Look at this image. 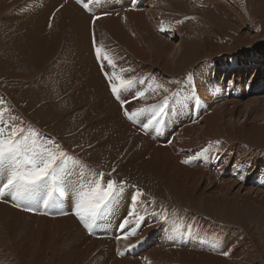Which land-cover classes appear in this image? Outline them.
<instances>
[{
    "label": "rangeland",
    "instance_id": "374dc122",
    "mask_svg": "<svg viewBox=\"0 0 264 264\" xmlns=\"http://www.w3.org/2000/svg\"><path fill=\"white\" fill-rule=\"evenodd\" d=\"M62 1L80 6L85 12H81L83 17L90 20L91 32L87 34L86 42L79 44L73 41L72 31L67 38L68 28L63 27L65 30L61 31L63 38L61 42L60 40L56 41L55 50H52L55 54L53 56L52 53L49 57L52 60L43 65V72L38 70L34 74L32 73L34 68L26 72L0 45V112L4 113L5 120L22 127L31 126L41 132L43 138L45 134H51L52 139L58 142L62 148H67L69 150L67 152L80 163L71 167V174L65 182L64 195L55 193L50 207L46 209V215L37 213L40 211L38 204L41 201L39 198L43 197L45 193H40L37 201L30 202V206L36 209L35 212L23 211L22 207L16 209L14 206H10V203L15 204L16 202L8 195L0 199V205L16 209L18 212L14 213L20 219V229H12L6 221L5 210H0L2 215L0 218L2 219L0 223V264H22V260L27 261L28 257L32 260V255H34L33 264H36L41 254L45 260L44 264H65L64 262L66 264H134V262L135 264H196L198 261L197 264H203L201 260H205L204 257L189 259L185 256H178L174 260H170L166 256L169 253L167 251L173 249L172 246L169 248L163 246V244L167 245L164 242L165 230L162 225L165 222L160 223L152 215L153 212L148 210L147 214L144 211V208L147 207L154 210L152 206L155 205V202L151 203L150 200L153 195L146 194L148 193L146 189H154L159 185L160 187H170L172 191L169 189H165V191L175 197L178 203L175 204L176 206L185 205L180 208L172 205L168 208V211L180 210V213L177 214L179 218L172 217V214L169 213L170 220L175 219V224H171V226L178 233L176 235L177 243L178 240L182 241L181 238L185 236L190 224L191 228L194 226L192 230L195 231V226L199 221V225L202 222H208L211 215L205 208L206 205H209L210 208H215L214 211L217 215L221 211L224 215L229 214L233 218L229 221L230 223L218 216L216 218L218 226L215 225V227H218V232L222 233L213 246H217L219 243H227L230 246L228 250L224 246L223 252L227 251L228 255L222 254L221 259H224L222 261L232 259L233 263L238 261L241 264H264V138L259 139L263 142L260 147L253 146L254 142L250 143L254 136L262 134L261 130L264 134V0H194L199 3L195 6H192L195 4L194 2L183 0L184 8L177 16L156 11L152 3H158V10L159 0H84L89 3L90 9L88 10L81 3H77V0ZM160 1L169 3V0ZM61 8L62 3L58 0H0V27L7 26L10 20L17 16V19H21L22 22L14 24L11 30L20 32L25 26V20H28L30 16L32 18L30 20L35 23L36 27L41 22L40 17L43 16L44 25H41L44 31L39 33L40 26L35 30L38 31L36 32L38 37L44 40L51 36L49 33V37L44 38L47 33L44 29L46 25L50 32L52 25L54 28L57 23L59 25L63 23V19L56 20V13H59ZM155 11L156 16H154ZM20 12L28 15L25 17L16 15ZM132 12L142 14V23H134V26L128 25L133 23L132 18L125 20L124 17L126 13L131 14ZM81 13L78 16H82ZM104 18L119 19L118 24L122 32L120 38L116 37L114 32L108 33L107 39H105L107 44L94 28L95 22ZM93 21L95 22L93 23ZM192 21L193 24L190 25L189 32L182 33L180 37H172L173 33L178 32L177 29L180 26L186 30L188 23ZM141 25L146 26L139 27ZM147 33L151 36L153 33L155 38L168 42L170 49L165 50L164 48V51L161 50L163 51L161 55L154 53V45L152 42L150 43V37L147 38ZM95 34L100 37L101 41L99 43L97 41V43L105 49L102 51V55L106 54L112 59L116 64L115 68L109 66L107 61L98 60L96 49L100 46L95 45V36L97 38ZM76 44H79L80 47H76ZM188 44H191L189 52L184 55L185 57H182L181 62L179 55ZM50 53L48 50V55ZM88 53L99 68L98 80L95 73L90 72L87 75L80 73L85 70L89 71L83 60L85 56H89ZM78 55L79 58L75 61ZM256 57H261L262 60L259 61ZM44 58L45 53L42 50L41 61H44ZM101 63L104 64L103 70ZM105 72H116L124 79L136 81L127 92L122 91L121 99L129 101V105H124L127 109L129 107L132 110L147 109L153 105L161 104L165 96L169 97V106L166 109L168 114L159 125L158 130L143 128L144 123L146 124L151 116L150 112L146 113L148 115H142L138 124L132 123L131 126L126 117L125 123L120 122L123 110L120 102L111 93L104 75ZM90 81L93 87L101 86L107 90V98L104 99L103 106L99 105V109H90L91 118L89 117L88 124L83 130L81 126L78 128L79 124L76 120L74 121L77 123L76 131L58 129L57 124L62 122L64 125H70V120L78 112L83 110L87 112L88 110L85 109L89 103L95 104L97 101L95 92H89L92 87L88 89ZM95 81L96 84H94ZM157 85L162 87L157 88ZM45 86L52 93L56 92L57 95L53 94L52 96L48 89L49 93H46L48 98L43 97L46 92ZM65 87L67 88L64 89ZM149 88L152 90H148ZM165 88L168 89L167 92L163 90ZM70 91L74 94L71 95V100L68 99L69 102L67 100L64 103L65 107H67V103L75 105L73 110H68L63 117L56 121L53 117H44V114H40V108L45 106V113L50 116L54 105L63 101L62 94ZM139 91H145V95L149 94L145 96L148 99L138 98L136 93ZM177 92L180 94L179 97H174L172 94ZM67 96L70 95H65V97ZM78 99H80L79 102H77ZM46 100H50V102H45ZM110 101L117 103V115L112 107L107 110V104ZM5 104H10L12 107L9 113L1 111L3 108L7 110L4 107ZM213 117L219 119V126L222 125L220 128L215 129V125L206 123ZM108 120L109 122H107ZM84 130L87 134V130H90L89 138L83 136ZM240 130L242 132L238 133ZM107 131L117 138L115 139L113 136L115 140H112L116 148L115 155H108V157L107 143L104 142L107 141L105 139ZM123 141L127 143H123ZM187 142H195V148L194 146L188 147ZM86 149L89 153L86 151L85 154L81 151ZM128 152L130 153L129 158L132 160L130 162H128L129 160L123 161ZM95 153L100 166L91 162L90 154L95 157ZM116 159H120V162H113ZM184 160H189L190 163L185 164ZM124 162L126 166L131 167L128 172L124 171L126 174L118 166ZM111 163H114L113 167L107 168ZM194 170L195 172L202 170L203 173L198 175L194 173ZM97 176L105 183L111 180H115L117 183L126 181L125 192L127 194H123L112 214L101 222L100 228L96 229L101 232L91 235L72 213L75 206L76 188L85 179ZM146 181H152V183L145 185ZM130 186H135V188ZM137 188L145 193V196L141 198L144 200V204L138 206L140 214H145L144 225L137 230L139 237L137 235L136 238L135 236L130 237L136 242L132 241L135 245L130 242L128 246H125L119 241L122 233L118 225L121 223L122 217L124 218L130 210L131 195L128 193ZM242 188L245 189L241 191ZM156 191L155 189L153 192L157 194ZM200 194L203 196L194 201V204H190L191 199L188 196ZM246 194L251 200L253 199L250 201L254 202L253 206L249 202L237 199L239 195L246 196ZM184 195L185 198H183ZM211 197L218 198L219 204L214 203ZM207 200L211 201L207 202ZM163 201L164 199L157 206L166 207L167 201ZM223 201L227 203L224 206L221 205ZM148 203L150 204L148 205ZM61 211L68 214L62 215ZM3 213L5 214L3 215ZM24 213L28 218L31 216L35 220L23 219ZM46 217L49 219L45 220ZM68 217L77 221L86 237L77 229L75 230L71 223H65V218ZM178 219L188 220L186 227H182V224L179 225ZM171 231L173 234V230ZM93 236L98 241L95 240L97 242L93 244L92 248L90 245ZM87 238L90 239L89 242ZM202 240L199 237L195 238L189 245V251L196 252L201 248V243L205 245L206 242ZM97 244L100 246L96 248ZM231 245H234L233 249ZM86 246L90 248L91 252ZM28 249L30 251L28 253L32 254L24 255L22 258L19 255L20 252L28 251ZM120 252L125 253L121 256Z\"/></svg>",
    "mask_w": 264,
    "mask_h": 264
},
{
    "label": "bare ground",
    "instance_id": "6f19581e",
    "mask_svg": "<svg viewBox=\"0 0 264 264\" xmlns=\"http://www.w3.org/2000/svg\"><path fill=\"white\" fill-rule=\"evenodd\" d=\"M58 1H60L61 3H62V10L59 12V13H56V20L58 21V20H60V19H63V23L61 24V25H59V23H57V25H54V28H53V25H52V27H51V29H50V32H49V30H48V28H47V25L45 26L46 28H44L46 31H47V33H46V35H45V37L44 38H47V37H49V33H51V35H53V34H55L57 31H65L64 29H63V27H66V28H68V30L67 31H69V34H70V32L72 31V33H71V35H72V37H73V41H76V43L78 42L79 44L80 43H83L85 40H87V34H89L91 31H90V29H91V26H90V20L88 19V18H86V17H83V15H82V13H85L84 11H83V9L80 7V6H78V5H75V4H73V3H65V2H63L62 0H58ZM85 1H87V0H85ZM186 1H188V2H194L195 4H192V6H195V5H199V3H197V2H195L194 0L192 1V0H186ZM153 4V6H154V8H156V11H161V13H163V14H165V12H166V14H168V15H178L179 14V12L180 11H182L183 10V8H184V1L183 0H174V3H173V0H169V3L168 2H161L160 0H159V5H158V10H157V4L158 3H155V2H153L152 3ZM152 4H150V5H152ZM182 4V5H181ZM97 5V4H96ZM95 5V6H96ZM148 5V4H147ZM93 6V5H92ZM189 7H191L190 5H189ZM75 9V10H74ZM90 9V8H89ZM104 9V8H103ZM191 9H194V8H191ZM74 10V11H73ZM73 11V12H72ZM94 11V10H93ZM156 11H155V13H154V16H156ZM82 12V13H81ZM81 13V15L82 16H78V14H80ZM100 13V12H99ZM103 13H106V12H103ZM137 13V12H136ZM135 12H132L131 14H129L128 15V18L129 19H131L132 18V21H133V23L131 22L130 24H128L129 26L130 25H133L134 23H142L141 22V17H142V14H136ZM18 16H20V17H24L23 15H18ZM152 16V15H151ZM31 20H32V18H31ZM30 20V18L28 19V20H25V26L22 28V30L20 31V33H13V31L11 30V28L9 27V26H5V27H0V45L1 46H3L4 47V50L6 51V52H8V54L13 58V60L14 61H16V62H18V64L23 68V69H25L26 70V72L28 71V70H32L33 68V74L36 72V71H38V70H40V72H43V69H44V67H43V65H45V63L47 62V58H48V55H47V51L48 50H52L53 49V45H52V43H50V42H48V40H49V38H47V39H44V40H41L39 37H38V35H37V33L36 32H38V31H36L35 29L36 28H38L39 26V33L41 32H43L44 30H43V26L42 25H44V22L42 21L43 20V16H41L40 17V21L41 22H39V24H37V27L35 26V23H33L32 21ZM118 21H119V19H107V18H104V19H100V20H97L96 22H95V25H94V28H96L97 29V31L100 33V35H101V38L103 39V40H105V39H107V34L108 33H113L114 32V34H116V37H118V38H120V36L122 35L121 33V28H120V25L118 24ZM14 22H15V24H18L19 22H22V20L21 19H17V16H16V18H14ZM35 22V21H34ZM42 24V25H41ZM191 24H193V21L191 22V23H188V25H187V31L184 29V27H179V29H177L178 30V32H175V33H173V35H172V37H180L181 35H182V33H184V32H189V27H190V25ZM135 25V24H134ZM133 25V26H134ZM146 25H141V26H139V27H145ZM59 27H60V30H59ZM149 29V28H148ZM43 30V31H42ZM148 31V30H147ZM15 32H17V31H15ZM9 33H11L12 35L11 36H9ZM150 33V32H149ZM149 33H147L148 35H147V38L149 39V37H150V43L152 42V44L154 45L153 47H154V49H155V51H154V53L156 52V53H158V54H162L163 53V51H164V48H165V50H167V49H170V46H169V43L168 42H164L163 40L161 41V39H157V38H155V36H154V34L153 33H151L152 34V36L149 34ZM69 34L67 35V37L69 38ZM132 34V33H131ZM95 35H97V34H95ZM17 37V38H16ZM89 37H90V35H89ZM134 40V39H133ZM95 41H96V44L95 45H99L98 43L99 42H101L100 41V37L97 35V38H96V36H95ZM97 41H98V43H97ZM106 41V40H105ZM117 41V40H116ZM86 42V41H85ZM107 42V41H106ZM105 42V44H107ZM70 43V42H69ZM89 43H90V39H89ZM187 43V42H186ZM64 44H66L67 45V43H64ZM79 44H76L77 46L76 47H80V45ZM84 45H85V43H84ZM83 45V46H84ZM101 45V44H100ZM99 45V46H100ZM190 45L191 44H188L187 45V47L185 48V50L183 49V52H181V54L179 55L180 56V61L182 62V57L187 53V52H189V48H190ZM90 46V45H89ZM102 46V45H101ZM100 46V47H101ZM139 46V45H138ZM2 47V48H3ZM86 47V46H85ZM99 47V48H100ZM116 47V46H115ZM121 47V46H120ZM133 47V46H132ZM128 48H129V46H128ZM130 48H131V46H130ZM134 48V47H133ZM101 49H102V51H105V49H104V47H101ZM42 50H44V53H45V60L44 61H41L42 59H41V55H42ZM161 50H163V51H161ZM192 50V49H191ZM81 51V50H80ZM80 51H79V53H80ZM84 54V53H83ZM89 54V53H88ZM103 54V53H102ZM140 54V53H139ZM141 55V54H140ZM158 57V56H157ZM185 57V56H184ZM78 58H79V55L77 56V58H75V61H77L78 60ZM91 58H92V56L89 54V56H85L84 57V63L87 65V68L89 69V71L87 72L86 70L85 71H81L80 73H81V75H87V74H89L90 72H92V73H95L96 74V79L98 80L99 79V76H98V74H99V68H97V66L95 65V63L93 62V60H91ZM159 58V57H158ZM99 62H101V61H99ZM178 62V61H177ZM180 62V63H181ZM181 66H182V64H181ZM184 68V67H183ZM258 69V68H257ZM259 70V69H258ZM29 72V71H28ZM258 72V71H257ZM257 75V74H256ZM34 76V75H33ZM165 82V81H164ZM91 81L89 82V86H88V89L90 88V87H92V89H90L89 90V92L90 91H93V92H95V95H96V99H97V101L95 102V104L94 105H92L91 103H89V105L87 106V108L85 109L84 107V109L85 110H88L87 112H85L84 110L83 111H80V112H78L77 114H76V116H75V118H73V119H71L70 120V125H64V124H62V122L61 123H59V124H57V128L58 129H61V130H68V131H76L77 130V128H76V125H77V123L79 124L78 125V128L81 126V129L83 130L84 129V127H86L87 126V124H88V119H89V117L91 118V115H90V109H99V105L100 106H103V101H104V99L105 98H107V90H105L103 87H96V86H92L91 85ZM94 84H96V81H95V83ZM163 84V83H162ZM174 84H176V83H174ZM151 85V84H150ZM67 87H65L64 89H66ZM47 93V92H46ZM53 94L54 95H57V93L56 92H53ZM72 94H74V92H67V93H65V94H62L63 95V98H65V95H72ZM146 95H149V94H146ZM145 95V96H146ZM147 99H148V97H146ZM145 98V99H146ZM160 99V98H159ZM69 101V100H68ZM157 101H159V100H157ZM154 102H156V101H154ZM63 103V101L61 102V103H57V105H54V109H53V112L50 114V116H47L46 115V113H45V106H42L41 108H40V114H44L43 116L44 117H53L54 119H55V121L56 120H58V119H60V117H63L64 115H65V113H67V111L68 110H70V109H72L73 110V108H74V106L75 105H73L72 103H67V107H65V103L64 104H62ZM146 103H147V101H146ZM60 104H62V105H60ZM151 104V103H150ZM77 105H78V103H77ZM127 105H129V101H128V103H127ZM94 106V107H93ZM110 107H112L114 110H115V114L117 115L118 114V109H117V103H115V102H109L108 104H107V110H109V108ZM130 111L132 110V108H128ZM112 111V110H111ZM149 114V113H148ZM148 114H146V115H148ZM111 115V114H110ZM74 117V116H73ZM78 121L77 123L76 122H74V121ZM126 121H127V119H126ZM142 121V120H141ZM107 122H109V120L107 121ZM118 122V121H117ZM120 122H123V123H125V116L122 114L121 115V117H120ZM119 123V122H118ZM122 123V124H123ZM128 123V122H127ZM130 123H131V126L133 125L132 124V122L130 121ZM139 122H137V123H135V124H138ZM194 123V122H193ZM206 123L207 124H209V125H215V129L216 128H220L221 126H219V119L217 118V117H213V118H210V119H208L207 121H206ZM145 124V123H144ZM120 125V124H119ZM126 125V124H125ZM129 124H127L126 126H128ZM125 126V128H128V127H126ZM111 127H112V125H111ZM110 127V128H111ZM211 128V127H210ZM209 128V131H211V129ZM113 129V128H112ZM121 130V129H120ZM131 130V129H130ZM142 130V129H141ZM151 130V129H150ZM213 130V129H212ZM249 130V129H248ZM85 132L83 133V136H88L87 138H89L90 136H91V132H90V130H87L88 131V134H87V132H86V130H84ZM129 131V130H128ZM132 131V130H131ZM157 131V130H156ZM207 131V130H206ZM109 131H107V136L105 137V139H107V141H104L105 143H107V150H108V152L109 153H107V157H108V155H112V154H114L115 153V147H114V143H113V139L115 138V135L114 134H111V133H108ZM242 132V130H240L238 133H241ZM259 132H260V130H259ZM124 133V132H123ZM128 133V132H127ZM139 133V132H138ZM151 133V132H150ZM156 133V132H155ZM260 133H262V134H258V135H256L257 137H255L254 136V138L251 140V142L250 143H252V142H254V144L255 145H253V146H257V147H260L262 144H263V142H261L259 139L260 138H264V134H263V131L261 130V132ZM117 134V133H116ZM125 134V133H124ZM132 134V133H131ZM136 134V133H135ZM82 135V134H81ZM118 135V134H117ZM217 135V134H216ZM79 136V135H78ZM113 136H114V138H113ZM122 136V135H121ZM125 136V135H124ZM176 136V135H175ZM212 136V135H211ZM82 137V136H81ZM119 137V136H118ZM129 137H131V136H129ZM128 137V138H129ZM178 137V136H177ZM124 138V137H123ZM137 138H139V137H137ZM115 139H117V138H115ZM114 139V140H115ZM126 140H127V138H125ZM134 139H136V138H134ZM140 139V138H139ZM151 139V138H150ZM246 139V138H245ZM184 140V139H183ZM112 141V142H111ZM117 141V140H116ZM121 141H122V139H121ZM128 141V140H127ZM175 141L177 142V140L175 139ZM115 142V141H114ZM118 142V141H117ZM119 142H120V140H119ZM124 142H126V141H123V143ZM175 142V143H176ZM243 142V141H242ZM248 142V141H247ZM127 143V142H126ZM195 143V142H194ZM193 142L192 143H188L187 142V145H189L188 147H193L194 146V148H195V144H194ZM249 143V144H250ZM117 145V144H116ZM127 145V144H126ZM180 145V144H179ZM140 146V145H139ZM121 147H122V143H121ZM117 148H118V146H117ZM120 148V147H119ZM238 148V147H237ZM126 149V148H125ZM125 149H123V150H125ZM136 149V148H135ZM172 149V151H173V148H171ZM118 150V149H117ZM121 150H122V148H121ZM81 151H83L85 154H86V151H87V149L86 150H81ZM194 151V150H193ZM192 151V152H193ZM118 152V151H117ZM134 152V151H133ZM133 152H132V154H133ZM176 152H177V150H176ZM87 153H89L88 151H87ZM123 153V152H122ZM125 153H126V151H125ZM117 154V153H116ZM119 154V153H118ZM129 152L126 154V158L123 160V161H126V160H129L128 162H130L131 160H132V158L130 159L129 157ZM173 154H174V152H173ZM92 155L93 154H90V156H91V162H93V163H96V164H99L98 162H97V154L95 153V157H92ZM115 155V154H114ZM169 155V154H168ZM86 156H88V155H86ZM121 156H122V154H121ZM120 157V156H119ZM81 158V157H80ZM109 158H112V157H109ZM177 158V157H176ZM170 159H171V157H170ZM120 160V159H119ZM118 159H116V160H114L113 162H116V163H118V161H119ZM174 160V159H173ZM107 161H108V159H107ZM123 161H121V162H123ZM120 162V161H119ZM133 162V161H132ZM90 163V162H89ZM110 163V162H109ZM108 163V164H109ZM113 164L114 163H111V165H108L107 166V168H112L113 167ZM135 164H137V163H135ZM263 165V164H262ZM99 166H100V164H99ZM101 166H103V165H101ZM115 166H116V164H115ZM114 166V167H115ZM118 166H119V168H120V170H123V172L124 171H126V172H128L130 169H131V167L130 166H126V163L124 162L123 164H118ZM130 167V168H129ZM129 168V169H128ZM104 169V168H103ZM162 169V168H161ZM143 170V169H142ZM193 170V169H192ZM205 170V169H204ZM198 172H195V170H194V173H196V174H198V175H202V173H203V171L202 170H197ZM115 172V171H114ZM125 173V172H124ZM115 174H116V172H115ZM123 174V173H122ZM126 174V173H125ZM205 174V173H204ZM127 176V175H126ZM204 176V175H203ZM203 176H202V178H203ZM113 177V176H112ZM201 178V179H202ZM126 179V178H125ZM132 180V179H131ZM161 180H163V179H161ZM196 180V179H195ZM135 181V180H134ZM184 181V180H183ZM196 181H198V180H196ZM156 182V181H155ZM131 183V182H130ZM138 183H140L139 181H138ZM150 184V183H152V181L151 182H149V181H146V183H145V185L146 184ZM133 184V183H132ZM158 184H160V183H158ZM193 183L191 182V185H192ZM145 185H144V187H145ZM162 185V184H161ZM167 185V184H166ZM198 185V184H197ZM242 185V184H241ZM163 186V185H162ZM171 186V185H170ZM146 188H149V187H147L146 186ZM145 188V189H146ZM193 188H194V185H193ZM197 188V187H196ZM138 189V188H137ZM143 189V188H142ZM150 189V188H149ZM157 190L156 192H157V194H155L153 191L154 190ZM160 189V190H159ZM162 189H164V190H162ZM165 189H169V191L171 190L170 189V187L169 188H167V187H165V186H163V187H160V185H159V187H155L154 189H150V190H147L146 189V191L148 192V193H146V194H151V195H153L151 198H150V200L152 201L151 203H153V201L155 202V205L154 206H152V208L154 209V210H152L150 207H147V209L149 210V211H151V212H159V211H162V210H166L167 212H168V214L170 213V214H172V217H176V218H179V216L177 215V214H179L180 213V210H176V211H168V208L169 207H171L172 205L173 206H176L175 204H178L177 203V200L175 199V197L172 195V194H170V193H168V192H166L165 191ZM240 189V188H239ZM243 189H245V188H242L241 189V191L243 190ZM194 190V189H193ZM196 190V189H195ZM172 191V190H171ZM175 191V190H174ZM240 191V190H239ZM126 193V192H125ZM134 193V191L133 192H130V193H128L129 195H131V194H133ZM184 194L186 193V192H183ZM183 193H181V194H183ZM190 193V192H189ZM257 193V192H256ZM255 193V194H256ZM127 194V193H126ZM125 194V195H126ZM176 194V193H175ZM193 194V193H192ZM248 194V193H247ZM247 194H246V196L244 195H239V198H237L238 200L239 199H242V200H244L245 202H249V203H251V206H253V203L254 202H250V201H253V199L251 200V198L249 197V196H247ZM71 195V194H70ZM150 195V196H151ZM203 195L202 194H200V195H198V196H195V195H189L188 197L191 199L190 200V204H194V201H196L198 198H200V197H202ZM66 197V196H65ZM186 196L184 195V197L183 198H185ZM215 197V196H214ZM11 198V197H10ZM209 198V197H208ZM212 199H213V202L214 203H216V204H219V199L218 198H213V197H211ZM162 199H164V201H167L166 202V207L165 206H160V207H158L157 206V204L158 203H160V201L162 200ZM178 199V198H177ZM125 200V199H124ZM237 200V201H238ZM163 201V202H164ZM211 200H207V202H210ZM129 202V201H128ZM231 202V201H230ZM234 203H236V202H234ZM150 203H148V205H149ZM182 204V203H181ZM227 203L225 202V201H223L222 203H221V205L222 206H224V205H226ZM233 204V203H232ZM129 205H130V203H129ZM168 206V207H167ZM180 206H185V205H178V206H176L177 208H180ZM212 206H214V205H212ZM231 207V206H230ZM126 208V207H125ZM182 208H184V207H182ZM239 208V207H238ZM139 209V208H138ZM143 209V208H142ZM174 209V208H173ZM172 209V210H173ZM216 209H220V208H216ZM248 209H250V208H248ZM0 210L1 211H4L5 210V212H6V216H7V218H6V221H7V223L10 225V227L12 228V229H20V219H19V217H18V215L17 214H15L16 212H18L16 209H13V208H11V207H4V205H0ZM183 210V209H182ZM205 210H207L209 213H210V215H211V217H209V220H208V222H202V224L201 225H199V223H200V221H199V223H197L196 224V226H195V231H193L192 230V228L194 227H192L191 228V224L189 225V228H188V230L185 232V236L183 237V238H181L182 239V241L180 242V240H178V243L176 242L177 241V236H176V238L175 239H170L169 237L171 236V235H173V234H171V230H173V227L171 226V224H166V223H162V225H163V227H164V230H165V240H164V242L167 244V245H165V244H163V246H167L168 248H169V246H172V249L173 250H169V251H167V252H169V253H167L166 254V256L170 259V260H174V258H177L178 256H185V257H187V258H189V259H194V257H200V258H202V257H204V259L205 260H201L202 261V263L203 264H223V263H225V264H241V263H239L238 261H237V263H233V260L231 259L230 261L228 260H225V261H222V260H224V259H221V256H222V253H223V249L226 247V249L228 250L229 248H230V246L227 244V243H219V244H217V248H216V250L215 251H213L212 249H213V244H214V242H217L218 241V239H219V237H221V233L222 232H218V227H215V225L216 226H218L217 224H216V222H217V220H216V218H217V216H218V218H223V219H225V220H227L228 222L229 221H231V219H233V218H231V216L229 215V214H223L221 211L219 212V214L217 215L216 213H215V208H213V207H211L210 208V206L209 205H206V208H205ZM16 211V212H15ZM51 211V210H50ZM184 211V210H183ZM182 211V212H183ZM15 212V213H14ZM120 212V211H119ZM150 212V213H151ZM121 213V212H120ZM141 213H142V210H141ZM145 213V212H144ZM147 213V212H146ZM5 213H3V215H4ZM22 214H23V212H22ZM25 214V213H24ZM148 214V213H147ZM188 214V213H187ZM190 214V213H189ZM223 214V215H222ZM239 214H241V213H239ZM37 215V214H36ZM120 215V214H119ZM142 215V214H141ZM249 215V214H248ZM264 215V214H263ZM2 215L0 214V218H2L1 217ZM30 216V215H29ZM143 216H145V214L143 215ZM254 216V215H253ZM71 217V216H70ZM70 217H68V218H65V223H67L68 222V224L69 223H71L72 225H73V227L75 228V230L77 229L78 231H79V233H81V234H83L84 236H85V232H84V230L81 228V226L77 223V221L75 220V219H73V218H70ZM120 217H121V215H120ZM149 217V216H148ZM22 218L23 219H25V220H28V221H34L35 219L33 218V217H29L28 218V216H26V214L25 215H23L22 216ZM123 218V217H122ZM181 218V217H180ZM45 220H47V219H49V218H44ZM154 219V218H153ZM170 219V218H169ZM5 220V219H4ZM38 220V219H37ZM54 220V219H53ZM119 220H121L120 218H119ZM148 220V219H147ZM156 220V219H155ZM175 220V219H174ZM179 220V219H178ZM243 220H245V219H243ZM264 220V219H263ZM23 221V220H22ZM27 221V222H28ZM51 221V220H50ZM56 221H61V220H56ZM191 221V220H190ZM198 221V220H197ZM235 221V220H234ZM2 222V219H0V223ZM162 221H160V223H161ZM236 222H238V221H236ZM3 223H4V221H3ZM62 223V222H61ZM64 223V224H65ZM147 223H149V224H151L150 222H147ZM157 223V222H156ZM179 225H181L182 224V227H186V225L188 224V220H185V221H183V220H179ZM230 223V222H229ZM70 224V225H71ZM119 224V223H118ZM148 224V225H149ZM157 224H159V223H157ZM157 224H156V226H157ZM232 224V223H231ZM234 224V223H233ZM23 225V224H22ZM144 225V221L142 222V224L140 225V228L142 227ZM154 225V224H153ZM160 225V224H159ZM177 225V224H176ZM175 225V226H176ZM178 225V226H179ZM25 226V225H24ZM28 226V225H27ZM69 226V225H68ZM117 226V225H116ZM151 226V225H150ZM174 226V225H173ZM251 226V225H250ZM261 226V225H260ZM230 227V226H229ZM31 228V227H30ZM139 228V229H140ZM146 228V227H145ZM149 229H151L150 227H148ZM238 228V227H237ZM65 229V228H64ZM70 229V228H69ZM153 229V228H152ZM182 229V228H181ZM185 229V228H184ZM220 229V228H219ZM261 229V228H260ZM120 230V229H119ZM146 230V229H145ZM144 230V231H145ZM148 230V229H147ZM148 231H150V230H148ZM171 231V232H170ZM178 231V230H177ZM184 231V230H183ZM99 232H101V231H99V229L98 230H95L94 231V233L96 234V233H99ZM118 232V231H117ZM120 232V231H119ZM143 232V231H142ZM179 232H181V231H179ZM64 233V232H63ZM147 233V232H146ZM163 233V232H162ZM183 233V232H182ZM43 234V233H42ZM74 234V233H73ZM72 234V235H73ZM142 234V233H141ZM44 235V234H43ZM92 235V234H91ZM90 235V236H91ZM123 235V234H122ZM143 235V234H142ZM141 235V236H142ZM162 235V234H161ZM81 236V235H80ZM88 236V235H87ZM114 236V235H113ZM117 236V235H116ZM251 236V235H250ZM33 237V236H32ZM74 237H76L75 235H74ZM86 237V236H85ZM89 237V236H88ZM137 237H139L138 235H137ZM143 237V236H142ZM182 237V236H181ZM200 238L201 240L202 239H204V240H202V241H205L206 242V244L205 245H203V243H201L202 245H201V248L200 249H198V250H196V252H193L192 253V251H189V245H190V243L191 242H193L194 240H195V238L197 239V238ZM78 238H79V236H78ZM117 238V237H116ZM135 238H136V236H135ZM206 238V239H205ZM93 239V240H92ZM92 239H91V247L93 248V244H95V242H97L98 241V239H96V237L94 238V236L92 237ZM110 239V238H109ZM153 239V238H152ZM161 239H162V237H161ZM161 239H159V240H161ZM164 239V238H163ZM184 239V240H183ZM35 240V239H34ZM86 240V239H85ZM88 240H90V239H88L87 238V241ZM95 240H97V241H95ZM138 240V239H137ZM157 240V239H156ZM78 241V240H77ZM120 241V243L122 244V245H127L128 246V244L131 242L132 243V245L134 244V243H136V242H134L133 241V238H128V240H124V239H122L121 238V240H119ZM134 243H133V242ZM136 241V240H135ZM221 241V240H220ZM2 242V241H1ZM52 242V241H51ZM89 242V241H88ZM163 242V241H162ZM163 242V243H164ZM173 242V243H172ZM243 242V241H242ZM47 243V242H46ZM101 243H103V242H101ZM200 243V242H199ZM90 244V243H89ZM88 244V245H89ZM28 245V244H27ZM57 245V244H56ZM135 245V244H134ZM89 246V247H90ZM98 246H100V244L98 245L97 244V246H95L96 248L98 247ZM121 246V245H120ZM161 246V245H160ZM163 246H161V247H163ZM193 246V245H192ZM225 246V247H224ZM46 247V246H45ZM124 247V246H123ZM233 247H234V245H231V248L233 249ZM28 248H29V246H28ZM86 248L87 249H89L90 250V248H88V246H86ZM91 248V249H92ZM96 248H94V249H96ZM108 248V247H107ZM156 248H157V246H156ZM71 249V248H70ZM84 249H85V246H84ZM109 249V248H108ZM124 249V248H123ZM167 249V248H166ZM192 249V248H191ZM194 249V248H193ZM86 250V249H85ZM88 250V251H89ZM111 250V249H110ZM68 251V250H67ZM123 251V250H122ZM198 251H201V252H198ZM231 251V250H230ZM28 252H30L29 251V249H28V251H21L20 252V254L19 255H21V257L23 258V256L24 255H31L32 253H28ZM59 252V251H58ZM64 252H66L65 251V249H64ZM86 252V251H85ZM90 252H91V250H90ZM101 252V251H100ZM165 252H166V250H165ZM237 252V251H236ZM239 252H240V250H239ZM89 253V252H88ZM118 253V252H117ZM125 253V252H124ZM50 254V253H49ZM204 254V255H203ZM236 254V253H235ZM51 255V254H50ZM57 255V254H56ZM55 255V256H56ZM60 255V254H59ZM67 255V254H66ZM65 255V256H66ZM69 255V254H68ZM67 255V256H68ZM107 255V254H106ZM141 255V254H140ZM203 255V256H202ZM66 256V257H67ZM70 256V255H69ZM218 256V257H217ZM32 257V260H30L29 259V257H28V260L27 261H24V260H22L23 262H21L22 264H33V260H34V255H32L31 256ZM38 257V256H37ZM39 257H40V259L36 262V264H44V257H43V255L41 254V255H39ZM46 257V256H45ZM60 257V256H59ZM64 257V256H63ZM82 257V256H81ZM108 257V256H107ZM121 257V256H120ZM129 257V256H128ZM4 258H7V257H4ZM218 258V260H216ZM35 259H37V258H35ZM46 259V258H45ZM56 259V258H55ZM62 259V258H61ZM72 259V258H71ZM129 259V258H128ZM234 259V258H233ZM237 259V258H236ZM58 260V259H57ZM80 260V259H79ZM52 261V260H51ZM58 261H60V260H58ZM72 261H73V259H72ZM130 261V260H129ZM167 261V260H166ZM176 261V260H175ZM178 261V260H177ZM193 261V260H192ZM235 261V260H234ZM57 262V261H56ZM63 262V261H62ZM180 262H182V261H180ZM184 262V261H183ZM199 262V261H198ZM197 262V263H198ZM223 262V263H222ZM65 264H66V262H64ZM68 263V262H67ZM102 263V262H101ZM191 263V262H190ZM193 263H194V261H193ZM196 263V264H197ZM69 264V263H68ZM80 264V263H79ZM134 264H135V262H134Z\"/></svg>",
    "mask_w": 264,
    "mask_h": 264
},
{
    "label": "snow or ice",
    "instance_id": "6c2138e0",
    "mask_svg": "<svg viewBox=\"0 0 264 264\" xmlns=\"http://www.w3.org/2000/svg\"><path fill=\"white\" fill-rule=\"evenodd\" d=\"M83 7L88 10L89 3L84 0H77ZM98 18V17H97ZM95 21H93L94 23ZM96 54L98 60L107 61L112 68L116 67L115 62L106 54L102 55V49L97 48ZM104 64L101 63L103 70ZM123 71V70H122ZM108 81L111 93L117 101L120 102L123 115L132 123H137L140 117L146 113H151L147 123L143 125L144 129L156 128L163 122L167 116L169 106V97L165 96L163 102L159 105H153L150 108H136L128 110L124 107L128 103L127 100L121 99L122 91L127 92L136 83L134 79H124L116 72L104 73ZM191 79V77H189ZM157 88L162 87L157 85ZM148 90H152L149 88ZM165 92L168 89H163ZM174 97H179V93H173ZM136 96L140 99L145 98V91H139ZM198 103V101H197ZM80 162L65 151L61 145L52 138H43L42 135L31 126L22 127L14 123H10L4 119V113L0 112V199L5 195L11 197L16 203L14 207H22L23 211L35 212L36 209L30 206V202L37 201L40 193H45L40 197L42 207L47 209L53 201V193L64 195L65 182L70 176L71 167L78 165ZM183 163H190L184 160ZM115 171V169H113ZM102 176V174H100ZM243 178V177H241ZM126 181L117 183L115 180L102 182L97 177L85 179L75 190V206L73 215L80 221L89 234H93L97 228L101 227V222L106 220L117 206L123 194L126 191ZM135 188V186H130ZM145 196L139 189H135L130 196V210L127 215L122 218L118 225L121 237L128 240L129 237L138 235V229L144 221V216L138 211V206L144 204L141 199ZM154 203V201H153ZM147 212L148 209L144 208ZM40 214L46 215L47 212ZM62 215L67 212L61 211ZM152 215L158 221L166 224H175L174 220L169 219L166 210L153 212ZM178 233L173 228V235L170 239H175ZM129 247H132L129 245ZM214 245L213 251L216 250ZM223 255L227 256L228 252L224 251ZM119 255L123 256L124 252Z\"/></svg>",
    "mask_w": 264,
    "mask_h": 264
},
{
    "label": "crops",
    "instance_id": "0c3cea01",
    "mask_svg": "<svg viewBox=\"0 0 264 264\" xmlns=\"http://www.w3.org/2000/svg\"><path fill=\"white\" fill-rule=\"evenodd\" d=\"M207 5V4H206ZM16 15H23L24 17L26 16V15H28V14H26V13H24V12H20V13H17ZM128 13H126V15H125V17H124V19L126 20V18H128ZM30 16V15H29ZM30 18H31V16H30ZM15 24V22H14V18H12L11 20H10V22L7 24V26H9L11 29H13V25ZM3 27H5V26H3ZM13 31V30H12ZM16 31V30H15ZM15 31H13V33H20V32H15ZM69 34V33H68ZM67 34V35H68ZM12 34L11 33H9V36H11ZM62 38H63V33L61 32V31H57L55 34H53V35H51L50 36V38H49V40H48V42H50V43H52V45H53V49H54V47H55V44H56V41L58 40H60V42H61V40H62ZM68 38V37H67ZM103 40V39H102ZM104 42H105V40H103ZM107 43V42H106ZM52 49V50H53ZM52 50H49L51 53L48 55V51H47V55H48V58H47V61H48V63H50V61L52 60V59H49V57H50V55L53 53V56H54V52H52ZM55 50V49H54ZM103 78V77H102ZM104 80V79H103ZM48 89L49 88H47V86H45V91L46 92H48L49 93V91L51 92V90L49 89V91H48ZM46 92H45V94H44V96L43 97H47L46 96ZM51 94H52V96H53V93L51 92ZM48 98V97H47ZM68 99H70L71 100V95L67 98V99H65L64 101H67ZM74 99V98H73ZM79 100L80 99H78V101L77 102H79ZM64 101H63V103H64ZM45 102H50V100H46ZM67 102H69V101H67ZM5 108H7V110L6 109H1V111H4V112H6V113H9L10 111H11V109H12V107L10 106V104H5V106H4ZM75 118V117H74Z\"/></svg>",
    "mask_w": 264,
    "mask_h": 264
}]
</instances>
